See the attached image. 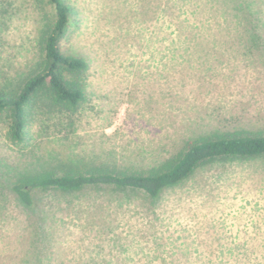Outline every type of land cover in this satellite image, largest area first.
<instances>
[{
  "label": "rangeland",
  "instance_id": "1",
  "mask_svg": "<svg viewBox=\"0 0 264 264\" xmlns=\"http://www.w3.org/2000/svg\"><path fill=\"white\" fill-rule=\"evenodd\" d=\"M63 1L61 48L89 63L88 101L39 116L23 149L0 118V264H264V155L218 158L156 199L110 187L38 193L53 219L33 235L35 211L8 185L39 158L58 171L98 158L144 169L201 132L264 133V0H192L191 10L181 0ZM54 19L50 0H0V86L16 91L35 72ZM189 30L187 50L179 34Z\"/></svg>",
  "mask_w": 264,
  "mask_h": 264
},
{
  "label": "trees",
  "instance_id": "2",
  "mask_svg": "<svg viewBox=\"0 0 264 264\" xmlns=\"http://www.w3.org/2000/svg\"><path fill=\"white\" fill-rule=\"evenodd\" d=\"M50 2L55 6V19L42 32L43 56L37 69L16 91L0 86V118L6 124L4 136L9 144L21 149L34 144L32 123L39 116L47 118L56 111L72 113L88 101L82 77L89 63L81 57L64 53L61 48V41L69 32L71 8L63 0ZM179 2L175 0L177 6ZM183 3H187V10L193 8L192 0H181V5ZM233 6L236 7L235 4ZM245 30L246 36L251 38L249 40H255V31L251 32L250 28ZM193 36L191 30L179 34V38L183 37L180 42L186 43L183 44L185 49L190 48L187 40ZM80 76L81 82L78 80ZM177 149L157 165L144 169L109 165L98 158L96 162H82L79 167L72 162L59 161L58 171L47 164L48 161L39 158V166H33L29 174L16 178L9 176L8 186L12 194L35 211L37 218L32 222V229L36 236L41 224L39 219L45 224H50L53 219L50 211L41 208L38 193L76 194L87 188L98 192L102 187H110L139 190L156 199L166 189L187 181L198 168L218 158L243 159L264 155V133L249 129L201 132L182 140ZM73 206L75 203L70 204V207Z\"/></svg>",
  "mask_w": 264,
  "mask_h": 264
}]
</instances>
